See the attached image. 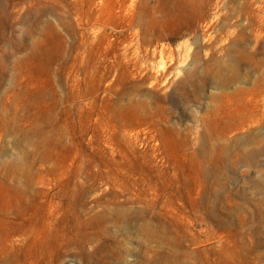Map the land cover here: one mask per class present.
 Segmentation results:
<instances>
[{"label":"rangeland","instance_id":"374dc122","mask_svg":"<svg viewBox=\"0 0 264 264\" xmlns=\"http://www.w3.org/2000/svg\"><path fill=\"white\" fill-rule=\"evenodd\" d=\"M264 264V0H0V264Z\"/></svg>","mask_w":264,"mask_h":264},{"label":"bare ground","instance_id":"6f19581e","mask_svg":"<svg viewBox=\"0 0 264 264\" xmlns=\"http://www.w3.org/2000/svg\"><path fill=\"white\" fill-rule=\"evenodd\" d=\"M204 259H205V261L203 262V264H210L209 263V257L207 255L204 256ZM172 264H176V263H172ZM178 264H183V263H178Z\"/></svg>","mask_w":264,"mask_h":264}]
</instances>
